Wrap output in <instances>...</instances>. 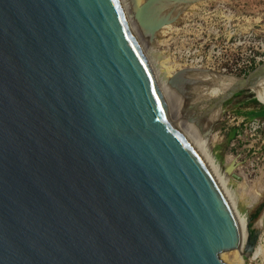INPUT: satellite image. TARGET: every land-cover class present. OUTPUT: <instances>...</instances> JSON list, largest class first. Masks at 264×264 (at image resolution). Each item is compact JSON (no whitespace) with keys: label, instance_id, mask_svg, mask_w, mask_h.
Wrapping results in <instances>:
<instances>
[{"label":"water","instance_id":"obj_1","mask_svg":"<svg viewBox=\"0 0 264 264\" xmlns=\"http://www.w3.org/2000/svg\"><path fill=\"white\" fill-rule=\"evenodd\" d=\"M147 10L153 37L164 22ZM192 72L168 80L184 105ZM263 78L264 65L199 119L183 105V120L208 140L212 114ZM238 164L225 171L241 181ZM243 240L119 0H0V264H228Z\"/></svg>","mask_w":264,"mask_h":264},{"label":"rangeland","instance_id":"obj_2","mask_svg":"<svg viewBox=\"0 0 264 264\" xmlns=\"http://www.w3.org/2000/svg\"><path fill=\"white\" fill-rule=\"evenodd\" d=\"M171 2L179 4L180 9L174 7L172 16L167 17L165 10ZM129 3V11L135 16L145 5L151 23L156 18L153 8L158 5L161 9L158 19L166 21L161 28L171 24L154 37L137 20L131 25L163 92L177 95L168 86V80L180 70L195 71L188 75L194 83L190 82L188 91L185 90L190 96L187 105H181L178 99L174 103L172 98L176 114L181 118L182 108L191 106L189 115L199 119L212 106L211 101L219 99L236 80L247 78L264 65V0H168L164 5L162 0H132ZM223 108L224 111L212 114L221 115L208 140L201 137L194 124L183 121L191 126L193 137L212 166L229 179L225 188L238 220L246 221L250 232L258 235L257 247H264V131L255 133L251 129L255 121L264 120L259 116H264V78L255 89L234 95ZM200 123L206 129V119ZM234 161L239 163L235 172L242 177L241 181L225 171ZM255 251L247 257L240 253L241 261L234 257V251L224 253L222 258L228 264H264V251L254 259Z\"/></svg>","mask_w":264,"mask_h":264},{"label":"bare ground","instance_id":"obj_3","mask_svg":"<svg viewBox=\"0 0 264 264\" xmlns=\"http://www.w3.org/2000/svg\"><path fill=\"white\" fill-rule=\"evenodd\" d=\"M120 1V3H121V7H122V10H123V12H124V14H125V16H126V18H127V21H128V23H129V26H130V28L133 26L132 25V23L134 22V20H137L136 19V16L132 13L131 14V10H130V6H129V2H131V4H132V0H119ZM147 0H144V2H146ZM168 0H162V5H164L166 2H167ZM173 2H171L169 5H168V7H167V9L165 10V13H166V15H167V17L169 16H172L171 15V11H173V8L175 7V9L177 8H179V4H173ZM170 5H172V6H170ZM176 9V10H177ZM180 9V8H179ZM130 10V11H129ZM159 8H158V5L156 6V7H154L153 8V15H154V17L156 16V18H154V21L155 20H158V21H163L164 22V25H165V23H166V21L165 20H163V19H158V17H159V14H161V9L159 10ZM152 15V16H153ZM133 21V22H132ZM153 21V22H154ZM132 25V26H131ZM170 26H171V24H168V26L166 27V28H160L156 33H155V35L154 36H157V35H159V34H162L163 33V30L164 29H167V28H170ZM145 31V30H144ZM144 31H143V33H144ZM134 36H135V34H134ZM138 36H139V34H138ZM153 36V37H154ZM141 40V39H140ZM147 42H149V40H147ZM142 43V42H141ZM144 44V43H143ZM157 82H158V86H159V88H160V90H161V92L163 93V95H164V97L166 98V100H167V103L169 104V106H170V111H171V116H172V119L174 120V122H176L177 124H179L181 127H182V130L188 135V137H189V139L193 142V144L196 146V148L203 154V156L205 157V159L207 160V162L209 163V165L211 166V168L212 169H214V171H215V173L217 174V176H218V178H219V180H220V182L222 183V185H223V187L225 188V186H226V184H227V182H228V178L225 176V174H224V176L222 175V173H221V171L217 168H214V166H212V164H211V162H210V160H209V158H208V156L206 155V153L204 152V149H203V147L198 143V141L196 140V138L195 137H193V130H192V128H190L191 126H188L184 121H183V119L180 117V116H178L176 113V106H175V108H174V106H173V102H172V98H174L173 100H174V103H175V101L178 99L179 100V102L181 103V105L184 103V101L182 100V98H181V96L178 94V93H176L177 95H171V93H168V92H163V90H162V88L160 87V84H159V81L157 80ZM178 111V110H177ZM178 114L180 115V113L178 112ZM220 115L221 114H219V113H216V114H214V116H212V121L213 122H217L218 121V119H219V117H220ZM225 190H226V188H225ZM227 192V191H226ZM228 194V193H227ZM238 217V216H237ZM240 222V225H241V228H242V231H243V244H242V247H241V249L240 250H236V251H232L233 252V254H234V257L237 259V260H239V261H241L242 259H241V255H240V253L242 254V256L244 255V254H246V246H247V243H248V239H249V236H250V233H249V228H248V226H247V223H246V221H239ZM263 251H264V247L261 245V246H259V248L257 247L256 248V251H255V257H254V259H256V257L258 258V256L259 255H261L262 253H263ZM247 257V256H246ZM232 263V262H231Z\"/></svg>","mask_w":264,"mask_h":264},{"label":"built area","instance_id":"obj_4","mask_svg":"<svg viewBox=\"0 0 264 264\" xmlns=\"http://www.w3.org/2000/svg\"><path fill=\"white\" fill-rule=\"evenodd\" d=\"M251 129L256 133L264 131V120H257L251 125Z\"/></svg>","mask_w":264,"mask_h":264},{"label":"crops","instance_id":"obj_5","mask_svg":"<svg viewBox=\"0 0 264 264\" xmlns=\"http://www.w3.org/2000/svg\"><path fill=\"white\" fill-rule=\"evenodd\" d=\"M217 154V158L218 159H221V156H220V154H218V153H216ZM223 162V161H222Z\"/></svg>","mask_w":264,"mask_h":264},{"label":"trees","instance_id":"obj_6","mask_svg":"<svg viewBox=\"0 0 264 264\" xmlns=\"http://www.w3.org/2000/svg\"><path fill=\"white\" fill-rule=\"evenodd\" d=\"M257 103H259V102H257ZM260 117H262L263 119H264V116H262V115H259Z\"/></svg>","mask_w":264,"mask_h":264}]
</instances>
